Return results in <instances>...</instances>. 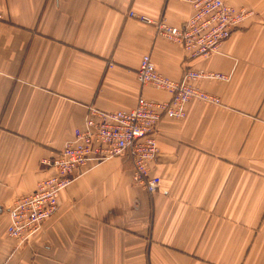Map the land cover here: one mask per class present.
Instances as JSON below:
<instances>
[{"label":"crops","instance_id":"1","mask_svg":"<svg viewBox=\"0 0 264 264\" xmlns=\"http://www.w3.org/2000/svg\"><path fill=\"white\" fill-rule=\"evenodd\" d=\"M227 1L255 16L190 58L140 18L180 26L192 9L178 0H0V264H264V0ZM145 54L175 80L189 68L227 75L193 82L220 102L161 118L155 193L133 182L128 156L90 162L18 246L9 209L52 173L42 161L91 108L170 98L140 82Z\"/></svg>","mask_w":264,"mask_h":264},{"label":"built area","instance_id":"2","mask_svg":"<svg viewBox=\"0 0 264 264\" xmlns=\"http://www.w3.org/2000/svg\"><path fill=\"white\" fill-rule=\"evenodd\" d=\"M191 6V15L180 25L166 20H152L159 36L181 44L190 58L208 57L221 49L252 15L251 10L236 7L227 0H178ZM134 15V12L131 13ZM2 14L0 12V18ZM138 78L170 94L168 100L140 96L130 110L102 111L91 108L84 127L52 158L42 162L52 171L42 178L34 191L17 198L9 209L8 235L18 246L31 242L47 220L60 208V194L82 176L90 162L101 163L118 156H128L133 165L132 180L148 192L161 185L160 176L152 173V163L160 153L157 126L163 116L182 118L192 99L219 103L220 98L195 85L202 78L227 79L219 72L189 68L180 80L169 78L155 67L150 54L142 57Z\"/></svg>","mask_w":264,"mask_h":264},{"label":"rangeland","instance_id":"3","mask_svg":"<svg viewBox=\"0 0 264 264\" xmlns=\"http://www.w3.org/2000/svg\"><path fill=\"white\" fill-rule=\"evenodd\" d=\"M245 7V6H244ZM245 8H247V9H249V10H251V12H252V15H251V17H253V16H255V10L254 9H252V8H249V7H245Z\"/></svg>","mask_w":264,"mask_h":264}]
</instances>
